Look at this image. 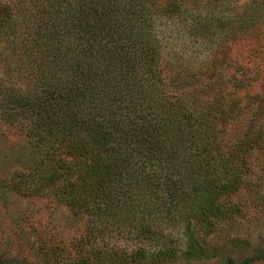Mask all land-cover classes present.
<instances>
[{
	"label": "trees",
	"instance_id": "16d2710c",
	"mask_svg": "<svg viewBox=\"0 0 264 264\" xmlns=\"http://www.w3.org/2000/svg\"><path fill=\"white\" fill-rule=\"evenodd\" d=\"M0 121V202L79 218L71 264L210 260L264 156V0H0Z\"/></svg>",
	"mask_w": 264,
	"mask_h": 264
},
{
	"label": "rangeland",
	"instance_id": "374dc122",
	"mask_svg": "<svg viewBox=\"0 0 264 264\" xmlns=\"http://www.w3.org/2000/svg\"><path fill=\"white\" fill-rule=\"evenodd\" d=\"M244 11L242 3L238 5ZM248 11V10H247ZM22 141L0 121V175L21 168ZM15 158V159H14ZM235 213L207 241L214 256L207 261L178 264H225L226 258L241 263L264 252V156L256 154L243 188L232 199ZM83 222L49 200H26L10 195L0 202V262L9 264H71L80 259L78 249L97 247L84 241ZM83 243V244H82ZM47 252L42 259L41 252ZM78 257V258H77ZM84 257V256H82ZM254 264H264V261Z\"/></svg>",
	"mask_w": 264,
	"mask_h": 264
}]
</instances>
